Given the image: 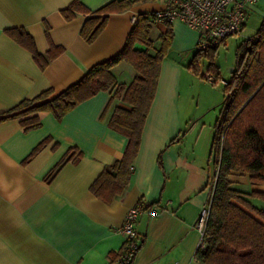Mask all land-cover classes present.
Returning a JSON list of instances; mask_svg holds the SVG:
<instances>
[{"label": "crops", "instance_id": "obj_1", "mask_svg": "<svg viewBox=\"0 0 264 264\" xmlns=\"http://www.w3.org/2000/svg\"><path fill=\"white\" fill-rule=\"evenodd\" d=\"M72 1L0 0V112L45 89L58 93L80 81L93 65L121 51L140 13L151 14L164 6L163 0H144L111 14L89 44L80 36L85 16L66 20L61 13ZM80 1L95 10L111 0ZM254 14L264 16V0L249 7L246 19ZM168 27L173 40L161 64L130 183L111 201L90 190L104 167L122 156L127 143L126 136L107 124L113 108L122 105L120 100H114L101 118L110 91L98 92L60 120L42 113L40 126L27 131L18 118L0 122V264H108L118 258L124 244L118 228L138 204L155 212L140 215L135 223L142 245L134 264H199L194 254L201 236L195 223L209 198L214 133L207 151L199 152L189 138L193 117L182 96L183 85L193 75L188 65L198 32L180 21L154 22L151 35L154 32L157 38ZM10 28L28 32L43 55L51 44L63 51L41 69L32 54L7 35ZM112 72L118 83L125 84L135 75L124 61ZM47 137L49 143L23 163ZM70 148L81 152L79 161L68 162L51 182L45 181ZM249 176L233 171L232 186L245 193L264 192V185H252ZM247 200L264 209V200Z\"/></svg>", "mask_w": 264, "mask_h": 264}, {"label": "trees", "instance_id": "obj_2", "mask_svg": "<svg viewBox=\"0 0 264 264\" xmlns=\"http://www.w3.org/2000/svg\"><path fill=\"white\" fill-rule=\"evenodd\" d=\"M141 1L144 0H111L92 10L80 0H73L61 13L66 20H72L77 14L85 16L80 36L91 44L103 31L111 14L125 12ZM153 23L151 14L140 13L121 51L93 65L80 81L58 93L52 88L45 89L0 112V122L18 118L27 131L40 126L42 113L50 112L60 120L98 92L110 91L101 118L114 100H120L122 105L113 108L107 124L112 130L126 136L127 143L122 156L104 167L90 186L93 194L107 202L121 195L130 183L131 167L138 154L145 121L155 98L161 64L173 40L170 27L154 40L151 37ZM45 31L48 35V27ZM5 32L32 54L41 69L63 51L62 47L51 44L47 54L43 55L37 50L33 37L23 28H10ZM136 45L143 48H137ZM239 48L243 50L237 51V67L230 80L224 81L222 85L226 95L214 124L211 144L213 164L221 135L223 142L221 154L216 160L218 175L203 234L205 248L198 247L194 254L199 264H264V209L255 207L247 200V197L264 200V192H242L232 186L230 179L231 173L238 171L248 173L252 185H264V16L256 33L244 40ZM211 50H195L188 67L198 73L199 58L208 55ZM122 61L130 64L135 71L128 84L118 83L112 72V68ZM212 65L210 62L207 71H211ZM215 74L218 76L217 70ZM49 141V137L41 141L23 163L30 161ZM80 158L81 152L70 148L44 180L51 182L65 164L70 161L75 163ZM146 208L152 209L150 206Z\"/></svg>", "mask_w": 264, "mask_h": 264}, {"label": "built area", "instance_id": "obj_3", "mask_svg": "<svg viewBox=\"0 0 264 264\" xmlns=\"http://www.w3.org/2000/svg\"><path fill=\"white\" fill-rule=\"evenodd\" d=\"M164 6L151 13L154 22L170 23L180 21L190 29L198 32L196 51H206L217 48L227 37L239 35L246 21L249 7L256 0H163ZM208 72V71H207ZM207 81L213 83L212 74H204ZM224 83V82H223ZM223 135L220 136L214 153V171L208 182L209 198L201 208L195 228L200 233L197 248L204 249L203 234L210 212L211 197L218 175V160L222 148ZM154 209H148L142 204L130 208L123 224L118 231L124 235L123 247L117 259L108 264H134L135 257L142 245L135 223L144 213L154 214Z\"/></svg>", "mask_w": 264, "mask_h": 264}, {"label": "rangeland", "instance_id": "obj_4", "mask_svg": "<svg viewBox=\"0 0 264 264\" xmlns=\"http://www.w3.org/2000/svg\"><path fill=\"white\" fill-rule=\"evenodd\" d=\"M262 17L254 14L250 19H246L242 32L239 35L227 37L215 50H211L208 55L199 58L198 73L192 71L191 79L183 85L182 96L185 98V109L192 114L189 128V138L199 152L207 151V142L211 140L214 133V124L219 116L221 103L225 97L222 87L223 82L230 80L231 69L237 67L236 54L240 44L252 37L259 29ZM151 37L156 40L154 32ZM212 62L211 71L207 72L209 63ZM218 72V76L215 74ZM212 74L216 82L211 83L203 77V74ZM190 127V126H189ZM193 129V131H192ZM243 189V186H238Z\"/></svg>", "mask_w": 264, "mask_h": 264}, {"label": "water", "instance_id": "obj_5", "mask_svg": "<svg viewBox=\"0 0 264 264\" xmlns=\"http://www.w3.org/2000/svg\"><path fill=\"white\" fill-rule=\"evenodd\" d=\"M234 70L233 69H231V72H233Z\"/></svg>", "mask_w": 264, "mask_h": 264}]
</instances>
